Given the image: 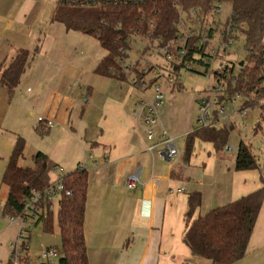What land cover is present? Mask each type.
Segmentation results:
<instances>
[{"label":"crops","instance_id":"obj_1","mask_svg":"<svg viewBox=\"0 0 264 264\" xmlns=\"http://www.w3.org/2000/svg\"><path fill=\"white\" fill-rule=\"evenodd\" d=\"M59 1L0 0V70L15 58L20 49L32 53L35 47L37 52L11 98L7 88L0 87V188L3 187L2 176L15 143L8 132L16 130V136L21 134V127L29 120L35 127L40 121L48 124L61 119L65 101L56 95V91L51 95L45 93V85L41 84L42 75L78 74L77 69L72 67L75 60L67 70L59 61L68 41L72 42L68 48L71 52L74 48L75 57L80 53L94 56L95 37L69 29L54 19ZM73 34H76L74 38ZM90 57L86 56L80 62L92 65ZM109 102L111 106L105 108L94 128L99 131L94 144L101 149L97 156L90 155V160L84 163L89 176L87 202L90 177L93 176L92 182H97L91 207L86 205L84 221L89 264H212L209 260L191 255L183 243L187 229L184 216L188 194L201 192L202 205L198 211L201 214L205 201L214 209L262 187L264 168L236 170L235 160L232 164L227 162L222 151L217 152L211 144L215 154L204 155L200 164L212 179L200 186L193 185L194 188L188 192V188L182 185L185 184L182 169L170 165L171 169L165 170L166 160L149 152L152 142L148 137L144 138L143 122L138 119L137 127L122 105L114 103V100ZM59 103L56 110L51 108L52 104ZM54 121L52 126H47L48 131L59 129ZM159 135L153 142H158ZM192 160L193 156L190 162ZM79 165H83L82 162L77 167ZM138 169H141V180L146 182L145 185L127 189L126 179ZM90 172L94 174L90 176ZM171 172H174V177ZM178 188L185 189L178 192ZM183 192L188 193L179 197ZM0 200L4 201L1 194ZM258 217L247 254L235 264H264V203ZM10 226L4 209L0 208V260L5 264L12 255L8 251Z\"/></svg>","mask_w":264,"mask_h":264},{"label":"trees","instance_id":"obj_2","mask_svg":"<svg viewBox=\"0 0 264 264\" xmlns=\"http://www.w3.org/2000/svg\"><path fill=\"white\" fill-rule=\"evenodd\" d=\"M237 9L241 18L248 22L247 34L252 44V52L242 66L240 62L237 64L234 91L251 97L252 105L260 107V120L264 122V43L261 42L264 38V3L256 0L240 1L237 2ZM176 14L173 0H147L139 5L110 2L94 8L71 6L60 0L54 19L69 29L81 31L99 40L106 56L95 70L103 76H117L125 80L127 69L122 65L128 57L125 49L129 46L130 38L139 35L149 37L150 42L157 40L159 46L168 45L171 37L176 36L174 22ZM33 59L30 51L20 49L15 58L0 70V87L7 88L10 98L18 89L24 71ZM136 65L140 68L139 62ZM135 67H132L131 71H135L138 76L140 69ZM183 68L186 67L179 65L173 71L176 83ZM226 81L231 84V77H227ZM150 84L153 86L154 83ZM47 126L45 121H40L37 130L44 133ZM234 126L233 123L231 129L225 126L196 127L186 135L185 161L189 164L196 140L210 142L217 152L223 151L229 144ZM46 131L49 133L48 129ZM259 131L263 132L260 122L254 128L255 133ZM25 147V139L18 136L2 176V186L6 187L8 194L3 208L4 215L22 212L32 192L43 191L52 182L50 173L57 167L55 162L40 150L32 156L33 165L21 164ZM235 157L236 170L261 169L257 156L252 152L251 144L241 141ZM171 174L175 176L174 172ZM63 179L66 189H70L72 194L62 195L58 200L57 222L62 255L56 262L50 264H89L84 222L89 184L88 170L79 165L65 174ZM263 200L264 184L235 201L201 215L198 214L202 205L201 192H190L184 216L187 222V229L182 238L184 245L191 255L209 260L212 264H235L247 254ZM41 206L43 211L40 217L35 219V224L38 225L42 221L45 230L53 232L54 210H49L44 203ZM22 250L28 257L27 237ZM7 264H11V258Z\"/></svg>","mask_w":264,"mask_h":264},{"label":"rangeland","instance_id":"obj_3","mask_svg":"<svg viewBox=\"0 0 264 264\" xmlns=\"http://www.w3.org/2000/svg\"><path fill=\"white\" fill-rule=\"evenodd\" d=\"M76 34H73V38ZM79 35V34H77ZM133 37L130 49L127 51L128 57L125 59L129 65L136 66L138 70V76L135 71H131L132 67L126 65V79H121L117 76H102L94 67L97 60H101L106 56L101 48L100 42L94 41V52L90 57L92 65L82 64L80 59L86 58L81 53L75 57L73 51L71 52L68 47H71L72 42L68 41V45L64 46V51L59 58L60 63L67 70L71 67V62L75 60L72 67L78 71L77 75L68 74L63 76L62 73H50L44 74L41 77V84L44 86L46 94L60 95L65 101L62 112L60 114L61 119H55L58 130H50L49 133L44 130L42 132L37 130V124L34 127L32 120L26 122L25 126L21 127V134L17 135L16 130L9 131L8 136L16 141L19 137H23L26 142V149L24 157L20 163L25 166L33 165L32 156L38 150H41L49 155L51 161L57 163L59 168H62V172L59 168L53 169L50 173L52 182L57 180L60 175L68 173L77 167L78 163L88 162L90 155L97 156L100 146H96L94 143L99 137V131L94 130L97 119H100L101 114L105 108L110 107L111 100L114 103H119L123 106V109L134 120L137 127H139L138 116L134 114V111H139V103L142 100L146 102L152 101L153 86L151 82L160 83L163 92L165 93V103L158 109L159 123L163 124L164 129L174 137V143L178 150V155L174 157L173 163L165 161V170L169 171L170 165L175 168L178 166L184 173V181L182 185L188 188V192L194 188L193 185L198 186L201 183H207L212 179L211 175L204 172L203 166L200 164L202 157L207 154H215L210 146V142H200L196 140L195 148L193 151V159L189 164L185 161V149H186V135L193 131L197 127L198 117V99L202 95L211 93L212 87L217 84L216 79L211 77L206 78L207 73L204 70L207 68L204 65L195 67V70L183 68L179 75L177 83H169L168 79L173 77V68L169 65V62L165 57L158 53V45L155 44V48L146 49L145 46L149 44L148 39ZM247 42L244 39H240L238 42L239 54H231L226 57L229 61L227 64L231 65L236 59L244 60L247 56L245 51ZM70 51V52H69ZM33 57L37 55L35 53V47L32 49ZM100 60V62H101ZM140 63V68L136 63ZM218 63L213 65L216 68ZM124 67V65H122ZM94 67V68H93ZM143 68H149L144 70ZM238 66L236 67V71ZM142 77V78H141ZM139 80V81H138ZM138 81V84H136ZM51 86L52 88H49ZM33 87V86H31ZM92 88V91H90ZM60 103L52 104L51 108L56 110ZM50 108V109H51ZM248 115L245 118L237 116L235 118V126L231 130L229 137V144L222 151L227 162L233 163L236 159L238 145L241 141L251 144L252 152L259 161L261 168H264V122L260 120V107L253 106L248 108ZM260 122L263 126V132H254L255 125ZM139 129V128H138ZM140 131H142L140 129ZM160 131L156 132L155 139L158 138ZM147 137V132H144V138ZM14 141V142H15ZM155 141V140H154ZM150 142V141H149ZM213 145V144H212ZM214 146V145H213ZM229 148L227 149V147ZM229 158V159H228ZM233 159V160H232ZM94 173L90 172V176ZM93 177V176H92ZM90 177V195L88 202L86 203L89 208L91 202L94 200V193L97 182H92ZM197 182V183H196ZM185 192V193H188ZM171 193V192H170ZM180 193L179 197L182 194ZM1 198L6 201L8 194L5 186L0 188ZM176 194V193H175ZM183 196V195H182ZM54 231L48 232L45 230L44 223L42 221L39 224H35V221L31 222V231L26 232L27 245L29 259L27 255L24 256L28 260L27 264H40L41 261L37 258L40 252L47 247H57L61 250V237L59 234V226L57 222L58 214V200L54 202ZM210 206L205 201L204 207L201 209V214H205L209 211ZM29 226V225H28ZM27 226V229H28ZM20 224H11L8 230V238H10L8 244V251L12 252L11 243L19 240V245H22L26 239L19 237ZM25 237V238H26ZM25 252V251H24ZM12 257V255H11ZM56 262V261H54ZM0 264H5L1 262ZM194 264H199L194 262Z\"/></svg>","mask_w":264,"mask_h":264},{"label":"built area","instance_id":"obj_4","mask_svg":"<svg viewBox=\"0 0 264 264\" xmlns=\"http://www.w3.org/2000/svg\"><path fill=\"white\" fill-rule=\"evenodd\" d=\"M71 6H80L86 8L99 7L103 4H132L139 5L147 0H63ZM245 0H173V7L176 9V36L171 37L169 44L159 46L157 40L150 42L149 37H142L149 40V44L145 46L154 49L155 44L158 46V53L162 54L172 66L173 71L176 66L183 65L188 69L195 70V67L204 65L207 67L204 73L206 78L214 77L215 84L211 93H207L199 98L197 127H218L225 126L231 129L235 118L240 116L245 118L248 115V108L253 107L251 97L245 96L240 92L234 91L236 87L235 75L237 64L244 60H235L231 65L226 57L231 54H239L238 42L244 39L247 44L245 51L247 56L252 52V44L247 34L248 22L241 18L237 9V2ZM264 3V0H256ZM139 38V35H133L129 40V46L125 52L130 49L133 37ZM141 39V38H139ZM264 43V38L261 39ZM246 56V57H247ZM218 63L216 68L212 66ZM126 67L129 65L127 61L123 63ZM234 68L233 70H231ZM148 70L149 68H143ZM227 77H231L232 83L226 81ZM169 83L176 82V76L168 79ZM152 101L146 102L142 100L139 103V111L134 114L143 122V127L147 132L148 139L152 144L148 147L152 155H157L160 159L168 161L170 164L174 156L178 154L177 148L172 137L163 124L159 123L158 109L165 103V93L160 83L153 84ZM256 106V105H255ZM53 121L47 125L52 126ZM161 129L158 142H153L156 137L157 129ZM229 146L227 147V149ZM87 168V164L81 165ZM58 168V167H56ZM62 172V169H60ZM141 169L129 175L126 179L125 186L127 189H134L137 186L145 185V181L141 180ZM64 175L51 182L43 191H33L32 196L28 199L24 206V210L20 213L6 215L9 224L19 223V237L26 239V232L31 231V222L38 219L42 214L41 204H46L49 210H54V202L59 200L62 195L69 196L71 190L66 189L64 185ZM154 178V175L151 176ZM185 188H178L181 192ZM173 192V191H172ZM5 201L0 200V208H4ZM29 225V226H28ZM28 226V229H27ZM12 257L11 264H27L25 254L19 245V240L11 243ZM62 255L61 250L57 247L46 248L40 252L37 257L40 264H50L56 261Z\"/></svg>","mask_w":264,"mask_h":264},{"label":"water","instance_id":"obj_5","mask_svg":"<svg viewBox=\"0 0 264 264\" xmlns=\"http://www.w3.org/2000/svg\"><path fill=\"white\" fill-rule=\"evenodd\" d=\"M240 65H241V66L243 65V62H242V61L240 62Z\"/></svg>","mask_w":264,"mask_h":264}]
</instances>
